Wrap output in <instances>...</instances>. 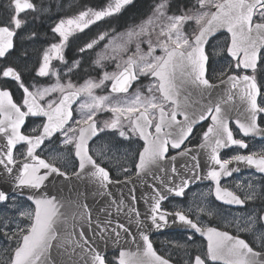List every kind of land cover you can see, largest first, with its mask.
<instances>
[{"label": "snow or ice", "instance_id": "snow-or-ice-1", "mask_svg": "<svg viewBox=\"0 0 264 264\" xmlns=\"http://www.w3.org/2000/svg\"><path fill=\"white\" fill-rule=\"evenodd\" d=\"M262 124L264 0H4L0 264H264Z\"/></svg>", "mask_w": 264, "mask_h": 264}, {"label": "rangeland", "instance_id": "rangeland-1", "mask_svg": "<svg viewBox=\"0 0 264 264\" xmlns=\"http://www.w3.org/2000/svg\"><path fill=\"white\" fill-rule=\"evenodd\" d=\"M93 31H96V29H93ZM217 39H222V36H217ZM213 43H215V41H213ZM143 83H147V81H143ZM134 90V89H133ZM107 118L106 115H102L100 117L101 121L103 119ZM34 122H38V121H33L30 123L29 128L33 126ZM197 135L199 134V132L196 133ZM262 145H264L263 143L257 142V141H251L250 143V150L252 149H258L259 147H261ZM240 151V150H233V151H226L223 154V157L227 158L228 156L234 154L235 152ZM241 152V151H240ZM253 175H256L257 177L259 176V174L255 173L254 171H247V172H243V174L233 177L231 179H227L222 181V184L229 186V187H233L235 181L239 180L242 183H246L248 181V179H250ZM231 185V186H230ZM209 187H211L210 183H204V184H197L196 186H194L193 188H190L187 192H186V196L182 199H179L177 201H168L166 203V209L168 210H175L177 207H183V208H187L189 206V204L193 201V193H198L201 191H206L209 189ZM209 200H211L213 202V205L217 204L218 202H215L213 197H209ZM227 208V206H222L220 208V212L224 213L225 209ZM181 235V233L178 232H174V233H165L162 235H158L155 236L153 238V242L155 244V247L158 250H161L163 245L162 242L165 241L166 239L169 238H179Z\"/></svg>", "mask_w": 264, "mask_h": 264}, {"label": "water", "instance_id": "water-1", "mask_svg": "<svg viewBox=\"0 0 264 264\" xmlns=\"http://www.w3.org/2000/svg\"><path fill=\"white\" fill-rule=\"evenodd\" d=\"M237 115L238 114L235 113V112L232 113L233 120H235V118L237 117ZM256 138L264 139V138H261V137H256ZM232 167H237V165L234 164V165H232ZM244 170H254V169H249L247 166L239 165V170L237 172L244 171ZM206 181L207 180H205V181H198V182H195V183H200V182L202 183V182H206ZM113 191H117V189H113ZM125 191H127V189H125ZM139 191H143V189H140ZM139 191L137 193L138 195H139ZM89 202H91V198H89ZM137 207L140 209V211L142 213L145 211V205L143 204V201H141V203L138 204ZM132 231L135 232V227L134 226L132 227ZM163 231H175V229L172 228L171 226H169L166 229H162L160 231H156L155 229H152V231L149 233V235L154 234V233L163 232ZM131 248H132V250H135V246L134 245H132Z\"/></svg>", "mask_w": 264, "mask_h": 264}, {"label": "flooded vegetation", "instance_id": "flooded-vegetation-1", "mask_svg": "<svg viewBox=\"0 0 264 264\" xmlns=\"http://www.w3.org/2000/svg\"><path fill=\"white\" fill-rule=\"evenodd\" d=\"M262 126H264V124H262ZM206 127H207V122H205L201 127H197V129H196V133H197V132L200 133V132L202 131V129H203V128H206ZM234 130H235V129H234ZM237 138H240V136H238ZM241 138H242V137H241ZM245 139L247 140V142L249 143V145H250L251 141H256V139H254V138H245ZM257 141H258V140H257ZM258 142L263 143V142H261V141H258ZM113 255H114L113 252L109 253V254H108V258L111 259Z\"/></svg>", "mask_w": 264, "mask_h": 264}, {"label": "trees", "instance_id": "trees-1", "mask_svg": "<svg viewBox=\"0 0 264 264\" xmlns=\"http://www.w3.org/2000/svg\"><path fill=\"white\" fill-rule=\"evenodd\" d=\"M143 2H145V0H143Z\"/></svg>", "mask_w": 264, "mask_h": 264}]
</instances>
